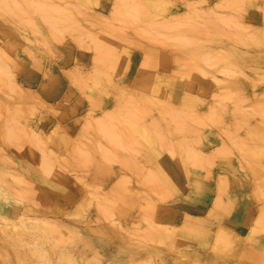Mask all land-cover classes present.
I'll use <instances>...</instances> for the list:
<instances>
[{
  "label": "rangeland",
  "instance_id": "374dc122",
  "mask_svg": "<svg viewBox=\"0 0 264 264\" xmlns=\"http://www.w3.org/2000/svg\"><path fill=\"white\" fill-rule=\"evenodd\" d=\"M34 1L23 3L30 22L0 8V264H21V254L24 264L40 256L44 264H92L96 256L101 264H264V118L255 111L264 106V32L253 39L244 33L264 29V0H141L160 3L157 21L195 14L201 30L194 43L168 32L154 36L124 11L114 14L133 0H55L72 2L78 21L58 31ZM201 13L231 22L216 24ZM87 32L115 39L125 56L101 85L92 83L97 59ZM200 62L204 69L196 73ZM143 68L163 83L167 101H192L193 111L206 116L191 121L201 130L202 163L173 158L170 166L173 153L157 152L154 144L118 149L95 126L122 92L145 99L146 92L132 88ZM237 104L246 116L235 113ZM159 108L145 116V127L159 119ZM213 109L216 119L209 117ZM12 118L18 144L7 140ZM230 132L260 145L263 155L250 162ZM181 137L171 132L172 140ZM225 144L232 145L227 156ZM155 152V160L147 157ZM163 164L170 182L160 195L145 178ZM116 196L123 199L120 210H101L116 206Z\"/></svg>",
  "mask_w": 264,
  "mask_h": 264
},
{
  "label": "bare ground",
  "instance_id": "6f19581e",
  "mask_svg": "<svg viewBox=\"0 0 264 264\" xmlns=\"http://www.w3.org/2000/svg\"><path fill=\"white\" fill-rule=\"evenodd\" d=\"M25 2L26 0H0L1 12L2 14L9 15L12 18H21V21L26 20L27 22H30L31 11L27 8L26 5L23 4ZM33 4L34 7L39 12H41V15L43 16L47 24L50 26L52 31L62 30L64 28L75 29L78 27V21L71 13V8L73 5L72 2L66 3L65 5H59L55 2V0H35ZM159 7L160 3L158 1L148 2L141 0H133L130 1V5L127 8L117 7L114 11V14L117 15L124 11V15L126 16L127 20L141 25V28H143L144 30L149 29L154 36H156V34L158 33L168 32L171 37L177 38L182 42H196L195 40L198 38V34L201 29L195 20V14H188L179 18L163 19L161 21H157V14L160 11ZM200 15L206 21L210 20L212 17L217 19L215 21L216 24L231 22L230 18L223 17L219 14L213 15L210 13H201ZM244 29V33L247 35L248 38L251 39L264 32V29L259 26H254L252 31L249 30V28ZM252 32L255 35H253ZM86 35L89 36L90 39L94 42V47L96 50V75L94 76V78H92V83L95 85H101V83L105 81H111L114 75L109 74V72L111 70H116L119 67L120 58L122 56L124 58V54L117 51L119 46L115 42V39H110L105 35L91 36L88 32ZM241 40L245 43L246 41L252 42L244 38ZM202 64L203 63L200 62L196 65V67L199 65L198 68L195 67L196 73H199L200 70L204 69V66ZM149 75L150 70L143 68V70L136 78L135 85L132 87L136 91L141 89L146 92V97L144 100H138L130 90L126 89L127 92H122V95L118 96L114 101L113 109L106 111L103 114V119L96 120L97 122L95 123V126H97L98 130L104 136H106L114 144H116L119 147L118 149H129L135 151L143 144L148 145L149 148L151 145L154 144L156 146H160V148H156L158 150L157 152L168 150L173 153V156H170V158H168L171 162L170 166H172L173 164V158H175L176 164H182L189 161H193L194 163L198 164L202 163L205 159L199 153L200 149H198L196 145V142H198L199 139L197 137L199 136V132L201 130L198 126L192 124L191 121H204L206 116L198 115L196 114L195 110L193 111L194 104L192 103V101H186L180 106H176L171 102L167 101L163 92V83L154 78L152 79V77H149ZM118 88L121 89L122 87ZM159 104V119L153 118L148 124V126L145 127L143 119L146 115L151 114L152 107H155ZM255 111L259 112L264 118V106L262 104L257 105ZM242 112L243 116L247 115V112L244 111L243 107L237 104L235 108V113L242 114ZM209 117L211 119L218 118L219 114L217 110L213 109ZM115 120H117L118 123H113V121ZM6 129L8 133L7 140H9L11 144H18L17 139L20 135V129L17 127L13 118L10 121L7 119ZM255 131L256 127H252L250 128L249 133L254 134ZM171 132H178L182 135V137L178 138L177 140H172ZM188 133H193V135L191 137H186V134ZM229 137L232 140V145L236 148H239L243 155L250 162H256L258 158L263 155L262 147L260 145L251 144L248 138L234 137V133L232 132L229 133ZM232 145L225 144L222 147L223 156L228 155L229 148H232ZM80 148L87 147L81 146ZM37 150L41 153L40 148H38ZM106 156L111 158V152H106ZM147 157L151 160H155V158L157 157V153L155 152L149 154L147 155ZM257 166L258 165L254 167ZM46 167H48V170H50L51 172H53L54 168H56L55 166H53V163H51L50 159H47ZM134 167L135 165L133 166V168ZM161 171L162 174H160ZM166 171L167 167L165 164H163V166L158 169L156 173L150 174L149 177L145 178V180H150L154 182L153 186H155L156 191L160 195H162L164 185L167 182H170L168 180L169 176L166 177L165 175ZM251 171L254 172L253 170ZM180 172L184 173L185 168H183ZM262 172L264 174V171ZM260 194L262 195V197L264 196V187L260 191ZM116 201V206L114 207L101 204V210H103L107 214H111L112 209L120 210L121 207L118 206V204H121L123 202L122 197L116 196ZM123 213L124 211L122 212V214ZM125 214L126 213H124V215ZM149 220L151 222L155 221L150 217ZM150 234H152V230L150 231ZM160 234L162 235V233ZM154 237L161 236L154 235L153 238ZM204 251H206V249ZM259 255L261 261H264V250L260 252ZM260 258L254 260H256V262L258 263L260 262ZM26 262H28V259L21 254V264H24ZM45 262V257L40 256L32 264H44ZM226 263L231 264L230 261ZM92 264H101L97 256L94 258Z\"/></svg>",
  "mask_w": 264,
  "mask_h": 264
}]
</instances>
